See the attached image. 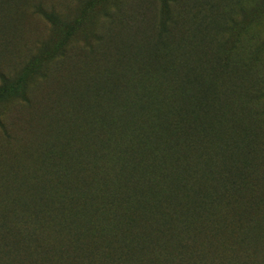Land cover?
Returning a JSON list of instances; mask_svg holds the SVG:
<instances>
[{
  "label": "trees",
  "instance_id": "1",
  "mask_svg": "<svg viewBox=\"0 0 264 264\" xmlns=\"http://www.w3.org/2000/svg\"><path fill=\"white\" fill-rule=\"evenodd\" d=\"M161 1L143 64L166 88L140 83L122 105L116 95L128 85L112 86L117 108L87 116L78 141L71 134L15 178L0 199V264H264V163L253 145L261 113L251 114L250 95L221 84L229 56L215 52L211 64L200 44L171 49L179 3ZM197 19L194 38L220 28L218 16ZM79 26H66L65 41ZM34 70L15 83L2 75L0 105L27 98ZM254 93L263 99L264 86Z\"/></svg>",
  "mask_w": 264,
  "mask_h": 264
},
{
  "label": "rangeland",
  "instance_id": "2",
  "mask_svg": "<svg viewBox=\"0 0 264 264\" xmlns=\"http://www.w3.org/2000/svg\"><path fill=\"white\" fill-rule=\"evenodd\" d=\"M178 3L174 11L178 21L166 36L171 49L200 44L202 60L212 64L215 52L232 59L220 82L224 87L234 85L236 96L250 95L251 114L261 113L253 145L263 164L264 98L251 92L264 86V0ZM214 16L220 28L191 35L197 18ZM163 19L161 0H0V87L2 75L15 83L35 67L27 79V98L0 105V199L10 192L15 178L33 173V162L45 158L50 147L68 145L75 133L78 141V126L88 128L91 114L117 108L113 105L117 98L109 94L112 86L128 85L116 95L122 105L131 103L140 83L162 93L167 84L156 80L158 69L145 71L143 56L156 45ZM77 21L80 26L65 41L66 26ZM174 59L172 55L168 61ZM153 112L159 116V111ZM243 126L240 122L237 131Z\"/></svg>",
  "mask_w": 264,
  "mask_h": 264
}]
</instances>
